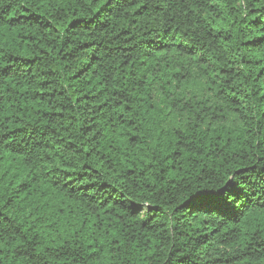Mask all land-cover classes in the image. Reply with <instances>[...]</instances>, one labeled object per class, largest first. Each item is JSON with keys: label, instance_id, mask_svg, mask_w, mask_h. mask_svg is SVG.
<instances>
[{"label": "trees", "instance_id": "1", "mask_svg": "<svg viewBox=\"0 0 264 264\" xmlns=\"http://www.w3.org/2000/svg\"><path fill=\"white\" fill-rule=\"evenodd\" d=\"M0 264H264V0H0Z\"/></svg>", "mask_w": 264, "mask_h": 264}, {"label": "snow or ice", "instance_id": "2", "mask_svg": "<svg viewBox=\"0 0 264 264\" xmlns=\"http://www.w3.org/2000/svg\"><path fill=\"white\" fill-rule=\"evenodd\" d=\"M204 198V196H203V194L202 195H200V196H197V195H193V203H196V202H198L199 200H201V199H203Z\"/></svg>", "mask_w": 264, "mask_h": 264}]
</instances>
